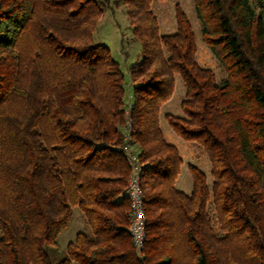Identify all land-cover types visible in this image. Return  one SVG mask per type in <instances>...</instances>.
<instances>
[{
    "label": "trees",
    "instance_id": "trees-1",
    "mask_svg": "<svg viewBox=\"0 0 264 264\" xmlns=\"http://www.w3.org/2000/svg\"><path fill=\"white\" fill-rule=\"evenodd\" d=\"M253 1L194 0L218 83L179 4L176 32L161 35L153 0H123L141 45L127 79L95 40L99 0H0V264H264V0ZM178 75L184 116L165 118L213 177L210 188L189 165L190 195L159 118ZM128 143L144 165L140 253ZM77 208L86 228L51 257Z\"/></svg>",
    "mask_w": 264,
    "mask_h": 264
},
{
    "label": "rangeland",
    "instance_id": "rangeland-1",
    "mask_svg": "<svg viewBox=\"0 0 264 264\" xmlns=\"http://www.w3.org/2000/svg\"><path fill=\"white\" fill-rule=\"evenodd\" d=\"M104 6V16L98 23L95 32V40L106 45L113 53L114 59L122 66L123 72L128 79V69L139 62L141 45L133 35V27L128 18L127 6L123 0H99ZM254 8V1L248 0ZM179 4L184 9L189 21L192 24L196 40V61L202 68L210 69L216 76L217 82H222L226 77L225 70L213 54L212 50L203 41L202 24L199 21L196 9H194V0H153L151 10L156 16L160 27V33L174 34L177 30L175 20V6ZM176 77L175 93L172 101L167 106L164 113L161 114L160 126L165 134L166 126H169L165 119L167 114L175 117H183L182 102L185 100L186 91L182 77ZM130 83H127V93H130ZM164 121V122H163ZM171 128V127H170ZM175 133V132H174ZM179 139H182L179 137ZM183 140V139H182ZM184 141V140H183ZM180 151L184 158V169L188 173L189 165L198 166L207 176V183L212 187L213 177L211 175V163L207 157L199 155L197 157L187 144L180 145ZM73 219L67 230L58 238V248H51V257H59L66 251L68 243L74 241L80 231H84L86 224L81 211L77 208L73 211Z\"/></svg>",
    "mask_w": 264,
    "mask_h": 264
},
{
    "label": "built area",
    "instance_id": "built-area-1",
    "mask_svg": "<svg viewBox=\"0 0 264 264\" xmlns=\"http://www.w3.org/2000/svg\"><path fill=\"white\" fill-rule=\"evenodd\" d=\"M130 99H132L131 95H129ZM130 127L131 125L129 124L128 129L124 133L126 140L131 139ZM124 154L126 161L130 165V177L125 192L126 198L130 201L131 220L129 228L137 251L140 253L145 245L147 236V215L144 210L145 200L141 187L144 165L138 159L136 149L129 143L125 146Z\"/></svg>",
    "mask_w": 264,
    "mask_h": 264
},
{
    "label": "crops",
    "instance_id": "crops-1",
    "mask_svg": "<svg viewBox=\"0 0 264 264\" xmlns=\"http://www.w3.org/2000/svg\"><path fill=\"white\" fill-rule=\"evenodd\" d=\"M129 83H130V81H129ZM172 99H173V97L169 101H167L166 104H164V106L161 108L160 116L162 113L165 112L167 106L170 105L169 103L172 101ZM160 116H159V118H160ZM160 120H161V118H160ZM166 127L167 128H165L166 130H165V134H164L166 141L175 145L179 149L181 158H183V155L181 154V151H180V145L186 144V143L182 139H179V137L174 133V131L170 128V126H166ZM188 171H189V169H188ZM180 172H181V174L179 175L175 185L180 191H182L183 193L185 192L186 194L190 195L193 192L194 184L192 181V176H191L190 171L187 173L184 169V163H183V166L181 167Z\"/></svg>",
    "mask_w": 264,
    "mask_h": 264
}]
</instances>
